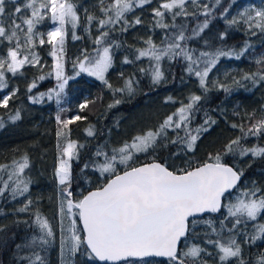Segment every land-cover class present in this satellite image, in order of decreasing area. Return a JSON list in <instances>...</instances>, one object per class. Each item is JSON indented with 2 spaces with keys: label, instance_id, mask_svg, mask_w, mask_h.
Listing matches in <instances>:
<instances>
[{
  "label": "trees",
  "instance_id": "trees-1",
  "mask_svg": "<svg viewBox=\"0 0 264 264\" xmlns=\"http://www.w3.org/2000/svg\"><path fill=\"white\" fill-rule=\"evenodd\" d=\"M246 1L262 6L261 0H220V4H216L215 0H198L193 4L189 0L185 6L188 15H180L173 20L171 13H166L164 23L169 25L168 28L155 26L158 18H154L153 9L159 6L161 0H151L150 4L135 7L132 12L126 13V17L129 21L139 17L142 20L141 24L129 27L126 32L121 31L120 24L115 27L109 26L108 42L112 45L113 63L106 79L111 88L104 83L96 85L88 82L83 75L76 80L69 79L59 103L53 98L48 105L41 106L42 108L30 116H21L16 122L8 119L17 113V103L21 99L35 98L40 93L56 88L59 82L54 74H43L40 65L25 66L16 75L6 73L7 87L0 91L4 93L15 91V95L9 99L11 113L2 116L7 108L0 107V122H2L0 165H8V171H11L13 161L19 162L27 157L29 166L24 170L21 178L30 183L28 192L18 195L15 199L12 198L10 191L0 196V229H2L0 230V264H31L36 255L43 259L44 264H60L59 233L56 225L50 223V220L56 222L58 203L56 185L52 176V163L59 154V150L57 151L55 147L58 142L57 131L62 128L57 123V115L62 120L75 113L82 117L70 124L71 128L80 131L79 140L83 145V147L79 145L78 159L74 160L72 165L69 190L72 191L73 200L82 198L83 195L106 182L108 175L102 177L96 168L97 164L103 163L101 156L97 155L103 143H113L115 147L119 144L118 138L123 142H129L149 130H158L168 116L176 113L181 106L190 103L194 95L200 96L201 99L194 104L188 124L177 130L166 129L154 148L138 153L129 165L137 167L155 160L166 164L170 170L179 171L196 167L208 161L210 155L220 153L222 163L237 170L242 169L246 173L245 180L238 190L246 188L247 185L250 189L254 186L264 188V157L251 155L241 157L238 151L224 154V146L237 137H241L240 144L245 148L264 147V135H249L244 138L240 128L243 126L246 131L251 122L264 118V92L261 88L263 80L258 79L254 82L244 79L245 75L264 70V64L257 63L258 60H264V32L253 30L255 32L253 35V31H246L241 24H230L231 20L228 16L222 15L225 8H228V13H232L240 9ZM72 2L76 5L80 17L79 24L74 30L75 35L80 38L73 39L71 25L66 26L64 63L68 77H73L78 70L73 68L72 62L77 55L84 50L90 53L99 47L93 43L99 35L97 20L103 17L101 7L106 6L110 0H103V5L101 0H72ZM205 4L210 10L208 16L203 14L205 9L202 5ZM88 15L96 19L89 23ZM205 21L208 27L194 35L193 30L198 29V26L203 25ZM52 26L51 21L46 19L38 24L37 28L45 35ZM181 30L185 35V40L180 42L181 46L188 50L194 59L199 57L201 52H215L218 49L235 53H240L245 47L247 50L243 51L239 58L220 57L209 73L208 78L215 79L207 81V90L200 86L198 77L187 71L189 61L183 56L162 57L159 68L163 73V79L159 83H153L152 71L157 67V62L150 57L137 58V50L147 48L145 41L148 39H151L157 48H166ZM222 34L223 39H221ZM10 46L4 41L0 42V52H6ZM37 50L44 56L42 62L52 61V58L48 57L51 51L50 45L37 46ZM126 58L130 63L124 62ZM223 69H227L228 72L225 76L222 75ZM41 75L45 76L44 80L38 79ZM128 80L132 81L135 88L133 92L126 94L116 91L121 86L124 89ZM33 81H36L37 87L29 92L28 87ZM214 82L216 85H225L229 90L224 91L214 86ZM84 103H87V106L81 110L79 106ZM138 111L140 112L132 122V115ZM206 119L215 123L205 125ZM201 125L208 130L199 133L193 150H187L184 142L186 131L196 134L195 129ZM232 125L237 127L234 128ZM86 127L93 128L94 137L88 136L89 129ZM172 140H177V143H171ZM101 147L103 149L105 145ZM110 149L115 148L110 147L108 151ZM44 151L48 153L45 157H43ZM85 165L88 167L85 168ZM125 167V165L118 166L117 169L122 172ZM0 178L7 180V172H0ZM237 191L228 194L224 204L227 205ZM28 200L32 201L28 210L19 212L18 209ZM37 214L46 218L53 228L54 237L48 245H42L38 240L34 242V239L41 235L36 223ZM225 215L226 210H222L217 216L209 215L201 219L212 220L219 229V221ZM225 224L231 226L228 221H225ZM78 229L83 235L80 224ZM206 233H211V229L203 223L198 224L190 230L180 251H185L186 244L191 242L212 253L211 256L202 255L203 261H207V264H220L217 251L210 248L211 244L206 243L208 238ZM222 235L227 237L229 233L225 230ZM211 239L217 237L212 235ZM237 239L241 240V237L238 236ZM261 253H264V240L243 245L242 258L245 264H257ZM76 259L77 264H99L89 259L83 247L76 253ZM152 260L153 264H167V260Z\"/></svg>",
  "mask_w": 264,
  "mask_h": 264
},
{
  "label": "snow or ice",
  "instance_id": "snow-or-ice-1",
  "mask_svg": "<svg viewBox=\"0 0 264 264\" xmlns=\"http://www.w3.org/2000/svg\"><path fill=\"white\" fill-rule=\"evenodd\" d=\"M198 0H191L196 4ZM220 4V0H215ZM7 0H0V42L7 41L8 47L6 55L0 57V89L7 87L6 73L16 75L26 66H37L40 64V57L34 51L36 38L39 46L46 43L51 46L50 56L53 57V71L56 80L59 82L57 88L49 91L48 96L53 94L59 97L60 92L64 90L69 79L73 77L65 76L63 53L66 37V26L71 25L73 29V39L80 37L75 35V29L79 24L80 17L77 7L72 0H24L23 6H19L17 0H12L13 11L6 8ZM103 5V0H101ZM151 0H110L106 6L101 7L103 17L97 20L99 35L93 43L99 47L94 49L95 55L84 50L81 57H78L73 64L77 69L76 75L87 73L103 82L107 87L112 86L108 83L105 74L112 67L113 55L112 45L108 42L110 33L109 26L115 27L122 25L121 31H127L129 27H134L142 23L137 17L129 21L126 13L132 12L135 7H143L150 4ZM189 0H161L159 6L153 9L156 27L168 28L164 23L166 13H171L173 20L180 15H188L186 4ZM204 15H210L207 4L203 5ZM25 13H27L25 15ZM228 8H225L222 15L226 16ZM6 17V21H5ZM244 23L249 25V30L259 29L264 32V9L254 10V15L249 10L240 13ZM49 20L54 25L46 33L47 39L43 33L35 31L38 24L44 20ZM95 17L87 16L91 23ZM234 17L230 24L237 23ZM175 27V25H172ZM207 21L198 29L193 30V34L207 28ZM253 35L255 32L253 31ZM223 34L221 39H223ZM185 40V35L181 30L179 35L169 43L166 48H157L151 39L145 41L147 48L138 49V57H150L157 62V67L152 71L153 83H159L163 79V73L159 68V61L164 56H183L189 61L187 71L194 74L199 79V84L207 90V78L209 73L216 66L220 57L235 56L239 58L243 54L233 51L218 49L215 52H201L199 57L193 58L189 51L182 48L181 41ZM118 47V45H117ZM125 63H130L127 58ZM258 64H264V60H258ZM195 66V67H194ZM141 71H144L141 69ZM44 80L45 76L38 77ZM244 79H250L254 82L264 80V70L259 73L245 75ZM126 88L131 91L132 81H126ZM214 86L222 88L224 91L229 89L223 85ZM36 81H33L28 91L36 88ZM124 89H116L123 91ZM15 95L12 91L0 100V107H7L9 99ZM45 94L40 93V97L31 98L38 102ZM201 97L194 95L191 102L181 106L176 113L168 116L159 126L158 130H149L142 135L133 138V141L125 143L122 147L113 150L110 157L105 155L103 163L96 165L97 170L104 176L108 174L106 182L98 186L95 190L89 191L78 200L71 199V171L69 161L76 155L77 145L68 141L62 148L61 159L56 168V176L59 184L65 186L62 188V199L60 201L59 215L61 217V253L65 247H68L72 254L78 252L81 247L86 251L89 259L99 261L100 264H153L152 258H167V264H207V261L201 259L202 255L211 256L206 248L193 244L185 251L179 250L182 238L186 239L191 229L198 224L203 223L211 229V233H206L208 237L206 243L211 244L217 250L220 264H245L242 258V244L237 237H241L243 243L254 244L258 240H264V188L253 187L242 191L235 202L224 204L226 193L231 194L243 176V170H237L232 166L222 163V155H210L208 161L199 164L196 167H189L179 171L170 170L164 163L153 161L138 167L129 165L133 159L134 153L147 152L154 148L158 139L165 134L166 129L181 128L189 122V117L193 106L200 101ZM59 103V100L57 101ZM119 103V101H116ZM86 103L79 107L83 110ZM112 107V105H109ZM20 118L19 112L11 116L13 121ZM79 115L62 120L57 115L56 120L62 128L57 131L58 139L65 135L64 130L73 123L74 120H80ZM251 119V118H250ZM215 123V121L205 120L204 124ZM2 126V122H0ZM234 128L237 125H232ZM243 137L264 135V118L250 123L245 131L240 126ZM208 129L201 125L192 131H186L184 142L187 150L194 149L195 142L201 131ZM88 131V135H92ZM241 137L230 141L224 146V154L239 152L241 157L251 155L252 157H264V147L245 148L240 144ZM171 143H177L172 140ZM58 148L60 145L58 143ZM101 155V153H97ZM117 163L125 165L121 172L117 169ZM28 159L24 157L22 161H13L12 170L8 171V165H0V172H7V180L0 178V196L7 191L15 199L18 195H24L29 190L30 181L22 179L21 175L28 168ZM88 165H85L87 168ZM15 177V179H14ZM11 182V183H10ZM32 201L18 209L19 212L28 210ZM226 210V215L219 221V229L212 220L201 219L205 213H218ZM69 219V236H65V227L63 221ZM78 217L82 223V232L77 228ZM225 221L231 225L228 227ZM36 223L41 235L34 239L42 245H48L52 242L54 231L49 221L42 218L39 214L36 216ZM251 223L254 231L249 235L246 229ZM2 230V229H0ZM227 230L229 235L224 237L222 233ZM215 235L217 239H211ZM44 264L43 259L36 255L31 264ZM257 264H264V253H261L257 259Z\"/></svg>",
  "mask_w": 264,
  "mask_h": 264
},
{
  "label": "rangeland",
  "instance_id": "rangeland-1",
  "mask_svg": "<svg viewBox=\"0 0 264 264\" xmlns=\"http://www.w3.org/2000/svg\"><path fill=\"white\" fill-rule=\"evenodd\" d=\"M262 1V6H259V5H257L255 2H252V1H246L245 2V4L240 8V9H238V10H235L234 12H232V13H227V15H226V17L228 16V18L230 19V20H232L234 17L237 19V24H241L243 27H244V29L246 30V31H253V30H259V29H252V30H249V25L248 24H246V23H244V20L243 19H241V17H240V13H242V12H244L245 10H249L250 12H251V14L252 15H254V10H262V9H264V0H261ZM17 3H18V5L19 6H23V3H24V0H17ZM203 6V5H202ZM6 8H7V10L8 11H13L14 10V5H13V3H12V0H7V3H6ZM27 13H25V15H26ZM5 21H6V17H5ZM51 30V29H50ZM35 31H37V32H39V33H41L39 30H38V28H37V26H36V28H35ZM39 38L40 37H37L36 38V46H35V49H34V51L38 54V56L40 57V68H41V70H43V74H54V77H55V73H54V71H53V63H54V60H53V57L52 56H50V55H48V57L50 56L51 58H52V61L51 62H42V60H44V56H42V55H40L39 54V52H38V50H37V46H39V44H38V40H39ZM44 38L45 39H47V37H46V35H44ZM4 42H6V43H8L7 41H4ZM47 44V43H46ZM65 47H66V37H65V43H64V53H63V60H62V62H63V64H64V73H65V76H66V65H65V63H64V54H65ZM8 49V48H7ZM243 49H245V48H243ZM242 49V50H243ZM6 52H7V50H6ZM6 52H0V57H3V56H5L6 55ZM82 54V53H81ZM81 54H79V55H77L73 60H72V62H73V64H74V62L77 60V58L78 57H81ZM90 54H92V55H95V51H91L90 52ZM39 65H37V66H39ZM26 66H29V65H26ZM111 68V67H110ZM109 68V69H110ZM231 70H233V69H231ZM78 71V70H77ZM109 71V70H108ZM76 73V72H75ZM108 73V72H107ZM107 73L105 74V77H106V75H107ZM226 74H228V72H227V69H223V71H222V75H226ZM84 76L85 77V79L88 81V82H91V83H93V84H102L103 82H101V81H99V80H97L95 77H92V76H89L87 73H81L79 76ZM79 76H77L76 74H74V76H73V78H72V80H76V79H79V78H77V77H79ZM56 78V77H55ZM212 79H215V78H207V81H211ZM262 90H263V92H264V80H263V82H262ZM66 86V85H65ZM56 88H57V86H56ZM123 87L121 86L120 87V89H122ZM64 89H65V87H64ZM135 90V88L133 87V85H132V88H131V91H129L126 87L124 88V90L123 91H121V92H126V94L128 93V94H130L131 92H133ZM50 91V90H49ZM49 91H47L46 93H44L45 95L42 97V98H40L39 99V101L38 102H34L33 101V99H29V100H24V99H21L18 103H17V112H19V114H20V117L21 116H25V115H28V116H30L33 112L35 113L38 109H40V108H42L41 106H44V105H48L49 104V102L53 99V98H56V100L58 101V100H60L61 99V95H62V92L64 91H62V92H60V95H59V97H57L55 94H53L52 96H51V98H49V96H48V93H49ZM57 91H59V89L57 88ZM10 93H4V92H1L0 91V96H1V98L3 99V97L5 96V95H9ZM37 97H40V95L39 96H37ZM37 97H35V98H37ZM114 98V97H113ZM1 99V100H2ZM263 99H264V96H263ZM111 103V102H110ZM87 104V103H86ZM3 108H7V111L6 112H3L2 113V116H4L5 114H9V113H11L12 112V108H10V105H9V101H8V105H7V107H3ZM140 111H138L137 113H134L133 115H132V118H131V121L132 122H134V117L135 116H137L138 115V113H139ZM16 114V113H15ZM14 114V115H15ZM77 115H79L78 113H75V114H70L69 116H68V118L67 119H69V118H71V117H75V116H77ZM13 116V115H12ZM11 117V116H10ZM10 117H9V119L8 120H11L12 122H16V120L15 121H13L12 119H10ZM66 119V120H67ZM74 121H76V120H74ZM7 122H9V121H7ZM87 129H89V130H91L92 131V135L90 136V135H88V136H90V137H94L95 136V131L93 130V128H89V127H86ZM181 128H183V126L181 127ZM170 129H174V130H177V129H179V128H170ZM88 130V131H89ZM64 132H65V135L64 136H62V137H60L59 139H58V142L55 144V147H56V149H57V151L59 150V154L57 155V158H55L54 159V161H53V163H52V171H53V174H52V176H53V180H54V183H55V185H56V191H57V199H58V203H57V213H56V218H55V220H56V222H54L53 220H50V223H54V225H56V227H57V230H58V233H59V243H60V251H61V217H60V215H59V207H60V201H61V199H62V188H63V186L62 185H60L59 184V179H58V177L56 176V168L58 167V165H59V161H60V159H61V155H62V152H61V150H62V148L66 145V143L68 142V141H72V142H74L76 145H77V148H76V155L69 161V164H70V171L72 172V165H73V162H74V160H77L78 159V149H79V145H81V147H83V145H82V142L79 140L80 139V137H81V134H80V131H78L77 129H73V128H71L70 127V125L68 126V129H65L64 130ZM88 133V132H87ZM124 133L126 134V131L124 130ZM124 134V135H125ZM117 141H119V144L117 145V146H115L114 147V144L113 143H108L107 144V142H105V143H103L101 146H103V145H105V147L102 149V147L100 146V148H99V150L97 151V153L99 152L100 153V150L102 149V151H104V152H102L101 151V159H102V161L104 162V160H105V155L104 154H107V156L108 157H110L111 155H113L114 153H113V150L114 149H110V151H108L109 150V148L110 147H112V148H115V149H118V148H120V147H122L125 143H131L133 140H131V141H129V142H123L122 141V139H120V138H118L117 139ZM58 143H59V145H60V148H58ZM107 150V151H106ZM108 153H110V155H108ZM140 153V152H139ZM46 154H48L46 151H44L43 152V157H45L46 156ZM138 153H134L133 154V159L135 158V156L137 155ZM132 159V160H133ZM131 160V161H132ZM131 161H129V162H131ZM118 166H124V165H122V164H119V163H117V167ZM106 175H108V174H105L104 176H102V177H105ZM255 187V186H254ZM253 188V187H252ZM246 189H248V188H242V189H240V190H238L237 191V193L234 195V197L231 199V201L230 202H235V200H236V198L238 197V196H240L241 195V193H242V191H244V190H246ZM73 218H75L76 220H77V228H79V219H78V217H73ZM260 222H262V221H260ZM63 224H64V227H65V233H64V235L67 237V236H69L70 235V232L67 230L68 228H69V219L66 217L65 219H64V221H63ZM250 229H251V232H253L254 231V229L252 228V226H251V223H249V226H248ZM250 232V233H251ZM191 245H193L191 242H188L187 244H186V248H185V250L188 248V247H190ZM210 248L211 249H213V250H215V251H217L215 248H214V246L213 245H211L210 246ZM77 253V252H76ZM76 253L75 254H72L70 251H69V249H68V247H65V250H64V252H63V254L60 252V254H61V257H60V264H77V259H76Z\"/></svg>",
  "mask_w": 264,
  "mask_h": 264
},
{
  "label": "water",
  "instance_id": "water-1",
  "mask_svg": "<svg viewBox=\"0 0 264 264\" xmlns=\"http://www.w3.org/2000/svg\"><path fill=\"white\" fill-rule=\"evenodd\" d=\"M158 162V161H157ZM149 163H152V162H149ZM161 163V162H160ZM145 164H148V163H145ZM142 165H144V164H142ZM141 166V165H140ZM230 166V165H229ZM138 167V166H137ZM121 174H122V172H121ZM242 181H243V176L241 177V180H240V182L238 183V185H237V187L235 188V189H233V190H231V194L232 193H234L235 191H236V189L238 188V186L242 183ZM95 190V189H94ZM91 191H93V190H91ZM228 194L226 193V196H227ZM222 212V211H221ZM221 212H218V213H205V214H203V216H202V218L203 217H206V216H209V215H211V216H217V215H219ZM80 222V221H79ZM80 226H81V229H82V223H80ZM190 232V231H189ZM188 236H189V233H188ZM187 236V237H188ZM187 239V238H186ZM185 239L184 238H182V240H181V242H180V245H179V250L181 249V247H182V243H183V241H184ZM152 259H159V260H167V258H163V257H158V258H152ZM97 263H99L100 264V262L99 261H96Z\"/></svg>",
  "mask_w": 264,
  "mask_h": 264
},
{
  "label": "flooded vegetation",
  "instance_id": "flooded-vegetation-1",
  "mask_svg": "<svg viewBox=\"0 0 264 264\" xmlns=\"http://www.w3.org/2000/svg\"><path fill=\"white\" fill-rule=\"evenodd\" d=\"M245 177H246V173L243 172V181H242V182H244ZM240 185H241V184H240ZM240 185H239V186H240ZM238 188H239V187H238ZM246 188L250 189V188L248 187V185L246 186ZM237 190H238V189H237ZM233 194H234V193H233ZM246 231H247V233L249 234V233L251 232V229L248 227V228L246 229ZM259 241H260V240H259ZM240 242H241V244H242V248H243V245H246V244L243 243L242 238H241ZM259 247H260V242H259Z\"/></svg>",
  "mask_w": 264,
  "mask_h": 264
}]
</instances>
